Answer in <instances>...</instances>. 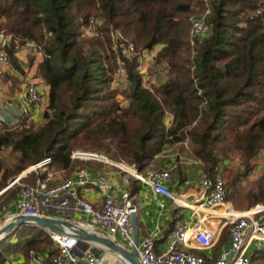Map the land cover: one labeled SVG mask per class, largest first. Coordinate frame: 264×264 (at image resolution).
Returning a JSON list of instances; mask_svg holds the SVG:
<instances>
[{
	"label": "trees",
	"instance_id": "obj_1",
	"mask_svg": "<svg viewBox=\"0 0 264 264\" xmlns=\"http://www.w3.org/2000/svg\"><path fill=\"white\" fill-rule=\"evenodd\" d=\"M203 16L209 29L198 33L194 21ZM92 18L99 23L91 25ZM90 26L95 35L88 37ZM0 29L13 36L8 52L16 69L22 70L18 47L36 43L46 55L37 74L50 87L41 125L29 112L0 129V192L48 156L66 177L100 162L74 158L79 150L143 173L166 168L159 155L189 140L203 175L231 176L226 199L238 197L243 210L264 204V180L242 194L228 190L264 148V0H0ZM128 43L135 47L131 57L122 48ZM156 49L152 64H163L170 76L149 84L139 65ZM121 61L125 87L115 84ZM234 153L245 173L225 167ZM46 176L33 170L22 180ZM20 191L15 184L0 194V212ZM29 226L38 231L1 248L0 264H11L18 253L30 264L32 250L59 254L51 233ZM252 264H264V245Z\"/></svg>",
	"mask_w": 264,
	"mask_h": 264
},
{
	"label": "built area",
	"instance_id": "obj_2",
	"mask_svg": "<svg viewBox=\"0 0 264 264\" xmlns=\"http://www.w3.org/2000/svg\"><path fill=\"white\" fill-rule=\"evenodd\" d=\"M90 22L94 25L98 21L92 18ZM194 28L198 33H206L209 29L206 17L195 20ZM115 37L124 38L121 31H117ZM12 41L13 36L6 30L0 29V78L11 65L8 47ZM28 44L36 48L35 42L31 41ZM122 48L127 57H131L135 50L133 43L122 45ZM125 75L126 62L121 61L117 78L125 77ZM26 96L27 102L21 106L23 113H29L32 108L41 103L43 98L39 88L34 84L28 86ZM5 123L6 117L0 113V129ZM87 154L90 153L76 152L73 157L89 158ZM98 160L119 166L131 173L138 180L149 185L156 197L158 195L170 197L179 208L192 211L190 224L186 223L181 216L174 219L169 242L164 251H159L156 247L157 233L150 234L142 241L138 240L137 254L141 264H252V255L248 253L249 246L256 241L264 242V204H257L249 210H237L227 202V182L221 172H217L213 178L206 175L200 177L202 194L189 199V197L175 193L166 184L176 175L175 170L178 165L172 164L169 168L151 169L140 173L136 169L128 168L129 165L127 167L124 163L109 160L104 156ZM52 161V157L48 156L33 165L31 171L46 172ZM22 174L5 187L8 189L15 184L21 187L18 211L9 215L7 219L19 214L48 216L45 213V207L51 205L52 199L63 195L66 197L61 204L63 209L82 212L91 219V222L80 224L124 244L129 249L135 246L133 215L139 213L138 195L128 190L122 191L120 196L110 194L108 179L105 177L91 178V171L86 167L78 168L72 177L58 182L51 181V174H47L45 178L38 177L35 183L24 182ZM125 181L128 184L129 178ZM88 183L93 184L99 191L102 199L101 206L81 197L80 188ZM187 183L191 181L188 180ZM3 190L0 193H3ZM213 209L225 211L226 215H221L219 218L223 225L222 228H229L231 243L214 261L209 262L193 249L206 250L217 243L220 231L208 223V220L213 218V214L210 213ZM51 235L58 246L59 254L49 258V255L45 253L40 254L32 250L30 264H126L116 255L87 244V250L82 255L79 253V248L84 243L78 238L69 234L51 233Z\"/></svg>",
	"mask_w": 264,
	"mask_h": 264
},
{
	"label": "crops",
	"instance_id": "obj_3",
	"mask_svg": "<svg viewBox=\"0 0 264 264\" xmlns=\"http://www.w3.org/2000/svg\"><path fill=\"white\" fill-rule=\"evenodd\" d=\"M157 49L154 53L157 52ZM16 56L21 64L22 70L16 69L11 64L7 67V71L5 72V74L0 78V113L6 117V125H18L22 114H26L23 113L21 109L22 104L27 102L26 91L29 85L34 84L39 88L40 92L43 95L41 103L38 106L32 108L30 111L31 120L36 124L37 127L44 122L43 115L49 105L50 87L44 81V79L37 74L38 65L44 59V54L35 47H32L31 44L25 43L18 47ZM98 161L100 162L89 165L86 168L91 171V178L105 177L108 179L110 184V194L120 196L121 192L124 190H128L132 193L133 189L137 188V190L133 194L138 195L140 199V208L137 215L139 224V241L144 240V238L149 236L150 234L157 233L156 247L159 251H164L166 245L169 242V235L173 226L174 219L181 216L186 221V223H191V210L179 208L176 202L173 201V199H171L170 197L162 195H158L156 197L149 185L141 182L131 173L127 175L128 172L120 168L119 166L107 163L102 160ZM171 163L172 162H170L169 164L167 163L166 168L171 167ZM189 165L190 163L188 162H181L180 164H178V167L181 168L183 172L182 175L178 172L179 168H177L175 170L176 175L166 184L175 193L192 199V197L194 198L195 196L202 194V187L199 183V180L200 177L204 175L199 167H189ZM53 168L54 167L50 166L46 171L48 172L47 174L52 175L51 181L58 182L63 180L64 178H61V174H65V171L56 169V171L54 172ZM128 168L132 170L135 169L131 165ZM150 170L151 168H148L145 170V172H148ZM40 172L42 173L43 171ZM74 173L71 176L66 177L65 179L72 177ZM27 174H25L24 176H26ZM126 178H129L128 184L125 181ZM188 180H190L191 183L188 184ZM80 195L82 198L94 202L97 206H101L102 204V199L99 191L91 183H88L84 187L80 188ZM65 199L66 197H64L63 195L52 199L51 205L49 207H45L46 215L54 218L66 219L75 223L91 222V219L82 212L74 211L72 209L70 210L67 208L63 209L61 204L65 201ZM18 201L19 195L16 199L7 202L4 208L1 210L0 214L6 215L8 213H16L18 211ZM69 204L71 205L70 202ZM162 204H164V206H162ZM210 213L213 214V218L209 219L208 223L212 227L220 231L219 239L217 243L210 249H193V251L205 257L207 261L212 262L221 254L225 247L229 246V244L231 243V237L229 228H222L223 225L221 219L219 218L221 215H226L225 211L223 209H213L212 211H210ZM262 245H264V242L262 241L251 243L248 249V253L252 255V258L254 253ZM86 250L87 246L86 244H83L79 248V253L83 255ZM18 260H21L23 262L22 264H25V258L21 253H18L17 256H10L11 264H14V262Z\"/></svg>",
	"mask_w": 264,
	"mask_h": 264
},
{
	"label": "rangeland",
	"instance_id": "obj_4",
	"mask_svg": "<svg viewBox=\"0 0 264 264\" xmlns=\"http://www.w3.org/2000/svg\"><path fill=\"white\" fill-rule=\"evenodd\" d=\"M85 35L88 37L95 35L93 26L85 29ZM154 52L155 50L146 51L144 57L141 60V64L139 65L140 70L144 73V78H145L146 83H149V84L150 83H157V84L162 83L170 76L169 70H167L163 64L161 65L152 64V58L155 55ZM115 84L118 85L119 87H125L123 86V85H126L125 77H118ZM118 98L122 100V95H118ZM170 117L172 118L171 115ZM169 123H171V121ZM76 152L92 154L91 152H84L81 150L76 151ZM94 154H98L100 156L102 155L108 158L109 160H112L110 157H108L104 153H94ZM77 158L79 160L92 159V158H81V157H77ZM158 159L161 161L160 162L161 165L164 163L169 164L170 162H172L171 165L172 164L178 165L181 162H186V163L188 162L190 163L189 167H194V166H197V164L199 163V160L196 159L193 155L192 144L189 140H186L184 143L182 142L178 145H175L173 147L171 146L170 148L166 149L164 153L159 155ZM95 160H98V159H95ZM243 161L244 160L239 153H234L233 155H231V157H229V159L225 161V167L230 168L236 172L245 173L246 169H245V164L243 163ZM124 164H127V163H124ZM252 164H253L252 170H250L246 175H243L241 178H239L235 186L228 185L229 191L242 194L250 189H257L261 181L264 180V148L257 154L256 157H254V159L252 160ZM154 168L159 169L157 167H154ZM53 170L54 172L56 171L55 167L53 168ZM39 173H40V170H39ZM61 175H62L61 178L62 179L64 178L63 180H65L66 178L65 174H61ZM127 175H129V173H127ZM226 180L229 183L231 180V176L227 177ZM16 185H19V184H16ZM227 202L231 203L237 210L243 211V209H239L237 207L238 197L234 196L232 197L231 200L227 199ZM9 215H12V214H9V213L6 215L0 214V223L2 224V222L6 220ZM29 225H32V224H24L22 227H20V230H21L20 232H15L14 234H11V236H9V239L0 242V249L8 245L9 242L11 243L17 242L18 239H22L23 241H25L26 238L32 236L33 234H35V232L38 231V229H30L31 226ZM39 228H42V227H39ZM14 256H17V254H15ZM22 263L23 262L21 260L14 262V264H22Z\"/></svg>",
	"mask_w": 264,
	"mask_h": 264
},
{
	"label": "water",
	"instance_id": "obj_5",
	"mask_svg": "<svg viewBox=\"0 0 264 264\" xmlns=\"http://www.w3.org/2000/svg\"><path fill=\"white\" fill-rule=\"evenodd\" d=\"M89 158L101 159L103 156L98 154H87ZM31 171V168L23 172V176ZM6 188L3 190L5 191ZM1 194V193H0ZM10 221L0 230L3 234L0 236V242L6 239L9 235L22 227L24 224H33L49 231L50 233L57 234H69L78 238L82 243L88 246H93L97 249L110 252L126 264H141L137 254V244L139 235V224L137 214L133 215L134 223V242L135 246L129 249L124 244L114 241L111 238L90 230L80 223H75L61 218H54L50 216H27V215H15L9 218Z\"/></svg>",
	"mask_w": 264,
	"mask_h": 264
},
{
	"label": "bare ground",
	"instance_id": "obj_6",
	"mask_svg": "<svg viewBox=\"0 0 264 264\" xmlns=\"http://www.w3.org/2000/svg\"><path fill=\"white\" fill-rule=\"evenodd\" d=\"M8 221H10V219L4 220V221L2 222V224L0 223V230L4 227L3 225H6V224H7ZM2 235H3V234L0 232V236H2Z\"/></svg>",
	"mask_w": 264,
	"mask_h": 264
}]
</instances>
